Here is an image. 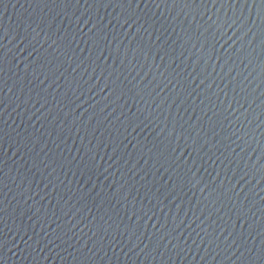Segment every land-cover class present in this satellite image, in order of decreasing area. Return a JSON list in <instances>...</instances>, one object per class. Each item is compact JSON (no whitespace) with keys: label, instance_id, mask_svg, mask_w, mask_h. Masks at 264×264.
I'll use <instances>...</instances> for the list:
<instances>
[{"label":"water","instance_id":"obj_1","mask_svg":"<svg viewBox=\"0 0 264 264\" xmlns=\"http://www.w3.org/2000/svg\"><path fill=\"white\" fill-rule=\"evenodd\" d=\"M258 4L0 0V264H262Z\"/></svg>","mask_w":264,"mask_h":264},{"label":"snow or ice","instance_id":"obj_2","mask_svg":"<svg viewBox=\"0 0 264 264\" xmlns=\"http://www.w3.org/2000/svg\"><path fill=\"white\" fill-rule=\"evenodd\" d=\"M53 2H55V0H53ZM61 2H66L68 4H71L73 2V0H61ZM75 2L79 3V0H75ZM124 2L127 3L129 8H131L133 0H124ZM234 2H235V0H233V3ZM244 3L247 4V0H244ZM253 4L254 5L256 4V0H253ZM258 9H259L258 14L264 16V0H259ZM242 17H243V10H241V16L240 17H236V19L232 20V22L230 24L227 23V21H226L225 24L229 28H231L233 25H236V24H240L241 26H243L244 21H243ZM85 23H87V21H85ZM125 23L127 24L128 21L126 20ZM105 88H107V85L105 86ZM101 90L104 91L105 89H101ZM189 171H191V168L189 169ZM193 175H195V173H193ZM133 215H136V213H133ZM144 215L147 216V213H145ZM140 218L142 219L143 217H140ZM148 218L151 219V217H148ZM129 219L131 220V217H129ZM133 235H136V234L133 233ZM137 239H139L138 236H137ZM142 242L143 241H141V243ZM169 243H170V241H169ZM136 246L138 247V245H136ZM165 247H167V245H165ZM129 250L131 251L132 249L130 248ZM88 251L91 252L92 249H88ZM180 251H183V249H180ZM261 254H262V256H264V248L261 249ZM262 264H264V259H262Z\"/></svg>","mask_w":264,"mask_h":264}]
</instances>
